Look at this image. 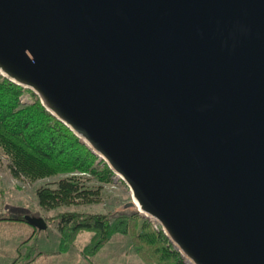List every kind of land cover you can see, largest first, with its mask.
Segmentation results:
<instances>
[{
    "label": "water",
    "instance_id": "water-1",
    "mask_svg": "<svg viewBox=\"0 0 264 264\" xmlns=\"http://www.w3.org/2000/svg\"><path fill=\"white\" fill-rule=\"evenodd\" d=\"M0 75L189 264H264V0H0Z\"/></svg>",
    "mask_w": 264,
    "mask_h": 264
},
{
    "label": "trees",
    "instance_id": "trees-1",
    "mask_svg": "<svg viewBox=\"0 0 264 264\" xmlns=\"http://www.w3.org/2000/svg\"><path fill=\"white\" fill-rule=\"evenodd\" d=\"M24 89L0 75V161L4 155L7 167L15 178L35 181L39 178L70 174L61 177L54 186L36 190L40 206L51 210L73 203L99 202L101 186L89 184L90 176L98 181L109 180L112 171L104 163L95 164L97 156L62 122L49 113L39 98L31 92V104L20 103ZM83 175H79V174ZM59 229L75 236L80 231L95 233L94 246L98 248L115 231L134 236L139 255L148 263L184 264L165 234L153 228L149 219L140 213L121 211L116 223L110 224V215L63 214ZM10 220L27 221L24 216Z\"/></svg>",
    "mask_w": 264,
    "mask_h": 264
},
{
    "label": "rangeland",
    "instance_id": "rangeland-1",
    "mask_svg": "<svg viewBox=\"0 0 264 264\" xmlns=\"http://www.w3.org/2000/svg\"><path fill=\"white\" fill-rule=\"evenodd\" d=\"M19 99L23 105L34 101L31 91L26 89ZM104 163L97 156L95 164L103 166ZM7 164L8 159L3 155L0 161V241L20 242L23 257L30 256L31 264H84L86 257L91 260L94 256L105 257L106 264H156L148 263L141 258L134 244L135 238L129 233L115 231L106 242L96 248L94 232L80 231L73 236L68 229L65 232L59 229V217L63 214L110 215L109 223L113 224V227L121 211L129 215L139 213L134 207L124 209V205L131 202L132 197L128 186L116 174L112 172L106 182L98 181L96 176L85 175L90 176L89 184L101 186L102 195L99 202L73 203L46 210L38 202L37 188L48 185L53 187L57 180L70 174L30 181L13 177ZM18 215L42 217L47 222V228L38 230L29 223L10 220ZM149 221L155 230H161L155 227L152 220ZM181 259L186 264L182 256ZM25 261L27 260L21 259L18 263L22 264Z\"/></svg>",
    "mask_w": 264,
    "mask_h": 264
},
{
    "label": "crops",
    "instance_id": "crops-1",
    "mask_svg": "<svg viewBox=\"0 0 264 264\" xmlns=\"http://www.w3.org/2000/svg\"><path fill=\"white\" fill-rule=\"evenodd\" d=\"M19 244L20 242L18 241H14V242H11L10 240L0 241V264H19L18 262L21 259L27 260L23 262L22 264L32 263L30 256H28L27 258L23 257V253L21 252V247L19 246ZM96 257L97 256H94L91 260H89V258L86 257V259L84 260L85 262L83 263L84 264H106L107 259L105 257H99V258H96Z\"/></svg>",
    "mask_w": 264,
    "mask_h": 264
},
{
    "label": "built area",
    "instance_id": "built-area-1",
    "mask_svg": "<svg viewBox=\"0 0 264 264\" xmlns=\"http://www.w3.org/2000/svg\"><path fill=\"white\" fill-rule=\"evenodd\" d=\"M152 222L155 224L156 228H158V229L161 228V226L158 223H156L155 221H152ZM185 261H186V264H189V262L187 260H185Z\"/></svg>",
    "mask_w": 264,
    "mask_h": 264
}]
</instances>
